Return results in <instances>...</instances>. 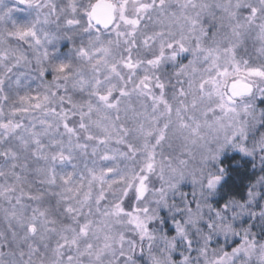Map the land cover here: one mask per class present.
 <instances>
[{
    "label": "snow or ice",
    "instance_id": "snow-or-ice-1",
    "mask_svg": "<svg viewBox=\"0 0 264 264\" xmlns=\"http://www.w3.org/2000/svg\"><path fill=\"white\" fill-rule=\"evenodd\" d=\"M19 6L33 15L15 19ZM60 31L80 43L53 62ZM248 39L256 62L238 57ZM257 99L264 0H0V264H264V242L236 224L262 194L210 202L227 149L264 169Z\"/></svg>",
    "mask_w": 264,
    "mask_h": 264
},
{
    "label": "rangeland",
    "instance_id": "rangeland-1",
    "mask_svg": "<svg viewBox=\"0 0 264 264\" xmlns=\"http://www.w3.org/2000/svg\"><path fill=\"white\" fill-rule=\"evenodd\" d=\"M57 2L60 3L61 5H63V4H66L68 2V0H57ZM82 2H86V0H82ZM19 8L21 10L15 12L13 14L15 19L23 21V20L29 19L31 17V15H33L31 10L24 8V6H19ZM209 23H211V21ZM52 30L56 31L54 27ZM67 35H72V33H67ZM67 35L65 34L64 31H60L59 37L56 40H54L50 45H48V51H49L50 56L52 57L53 62H59L62 60L69 59L71 57L72 49L75 46L79 45V43H80V36L79 35H75L73 37L74 42H73V40L68 39ZM84 39L87 40V37L85 36ZM256 47H258V45H255L251 39L246 40L237 50L238 57H243L245 59H250L251 61L256 62L258 60V57H259V54L256 51ZM186 60H187V55L178 58L179 62H185L186 63L187 62ZM25 71H26L25 69L20 68L17 70V74H19L20 72H25ZM160 71H161V73H163L167 76V75H171L175 71V69L173 68V66L171 64H169L166 66H162ZM51 76H52V73H51V71H49L46 73L45 79L51 80ZM21 80H22V82L30 85L31 89H35L37 84H39V80L33 81L30 78L27 81H24V77H21ZM173 83H175L174 79H173ZM27 90H29V89L22 87L20 89V94L22 95L24 93V91H27ZM169 91L171 92V89ZM12 95H13V98H15V93H12ZM255 104H256L257 112H259L261 109H264V99H257L255 101ZM260 132H264V127H260L258 125L257 130L255 132V137L257 139L259 138ZM252 142H253L252 138L250 137V139L248 141L249 147H251ZM173 149H175L176 154H179V150H180V142L179 141H172V148H169L167 144L164 146V150H165L166 154L169 152H172ZM233 156L238 157V158L247 159L252 164H255V167L257 168L259 173H258L257 180L255 181V183L251 187L255 186L254 190L258 191L262 194V195L257 197L256 202L254 203L253 206H251V210L255 211L257 213V216L252 217L249 215H243L242 217H240V219L237 220V222H236L237 227L238 228H249L250 227V230L252 233L255 234L256 239L258 241L264 242V222L261 221V219L258 215L261 208L264 207V185H258L257 184V181L260 179V177L264 176V169H262V167L259 163V155L256 156L255 160H253L252 157L245 156L242 153H240L238 150L227 149L223 153V155L221 156V160L226 158V157L231 158ZM222 167L225 168L224 166H222ZM181 191L188 193L190 196L191 191H192L190 183L182 184L181 185ZM247 194H248V192H247ZM246 199H247V195H246V198L242 202H244ZM45 200H46V202H49L51 204L52 210H53V212H55L56 198L52 194L51 191H49L48 194L45 196ZM214 201L215 200H214V195H213L212 197H210V202H212L214 206H217ZM162 215L167 217V213H165V212H162ZM163 227L170 235L173 233V227H172L171 223L168 222L167 220H166V223ZM6 228H7V225L4 223L2 215H0V230H6ZM9 239H10V235H9ZM218 243L224 245L225 247L228 248V250H230L231 247L234 246L236 241H235V239L225 241L223 237H219ZM194 247H195V245H194ZM181 250L182 249H178L177 252H175L173 254L175 259H177V260L180 259L179 251H181ZM137 251H139V249ZM191 255L195 256L196 253L193 252V253H191ZM137 264H146V257L138 256L137 257Z\"/></svg>",
    "mask_w": 264,
    "mask_h": 264
},
{
    "label": "trees",
    "instance_id": "trees-1",
    "mask_svg": "<svg viewBox=\"0 0 264 264\" xmlns=\"http://www.w3.org/2000/svg\"><path fill=\"white\" fill-rule=\"evenodd\" d=\"M221 165L225 167L226 174L214 195V202L217 206L229 199L242 202L258 178L257 168L249 160L234 156L222 159Z\"/></svg>",
    "mask_w": 264,
    "mask_h": 264
}]
</instances>
